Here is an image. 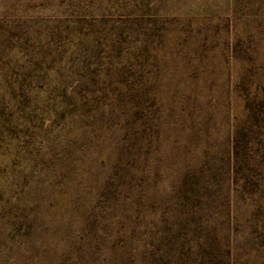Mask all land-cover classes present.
<instances>
[{
  "label": "rangeland",
  "instance_id": "1",
  "mask_svg": "<svg viewBox=\"0 0 264 264\" xmlns=\"http://www.w3.org/2000/svg\"><path fill=\"white\" fill-rule=\"evenodd\" d=\"M0 264H264V0H0Z\"/></svg>",
  "mask_w": 264,
  "mask_h": 264
}]
</instances>
